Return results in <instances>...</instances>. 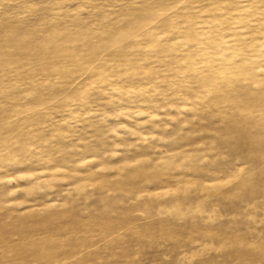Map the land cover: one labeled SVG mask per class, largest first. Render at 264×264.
<instances>
[{
	"label": "rangeland",
	"instance_id": "1",
	"mask_svg": "<svg viewBox=\"0 0 264 264\" xmlns=\"http://www.w3.org/2000/svg\"><path fill=\"white\" fill-rule=\"evenodd\" d=\"M0 264H264V0H0Z\"/></svg>",
	"mask_w": 264,
	"mask_h": 264
}]
</instances>
